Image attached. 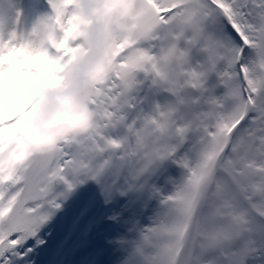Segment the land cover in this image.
I'll list each match as a JSON object with an SVG mask.
<instances>
[{"label":"snow or ice","instance_id":"snow-or-ice-1","mask_svg":"<svg viewBox=\"0 0 264 264\" xmlns=\"http://www.w3.org/2000/svg\"><path fill=\"white\" fill-rule=\"evenodd\" d=\"M44 3L29 22L0 0V264H35L56 186L82 177L157 201L123 264H264V0H134L123 28V4ZM109 35L82 97L92 130L37 154L22 130L50 122Z\"/></svg>","mask_w":264,"mask_h":264},{"label":"rangeland","instance_id":"rangeland-1","mask_svg":"<svg viewBox=\"0 0 264 264\" xmlns=\"http://www.w3.org/2000/svg\"><path fill=\"white\" fill-rule=\"evenodd\" d=\"M27 2L32 10L46 7L44 0ZM168 171L173 177L180 175L175 166ZM81 179L83 183L70 191L63 184L56 186L57 193H64L61 207L53 210L40 231L46 244L36 249L35 264H123L126 253L121 241L134 239L133 229L145 225L157 207L156 200L146 203L144 194L133 191L122 196L115 189L106 191L108 180ZM158 183L165 188L162 180Z\"/></svg>","mask_w":264,"mask_h":264},{"label":"clouds","instance_id":"clouds-1","mask_svg":"<svg viewBox=\"0 0 264 264\" xmlns=\"http://www.w3.org/2000/svg\"><path fill=\"white\" fill-rule=\"evenodd\" d=\"M110 2L127 6V10L119 14L117 21L118 27L123 28L134 8V0ZM117 39L114 35L106 37L107 45L95 54L88 67L79 71L76 86L65 94L67 98L59 102L58 110L41 131L34 132L27 128L22 130L26 142L34 152L41 155L54 154L66 139L92 130L95 113L82 97L88 87L102 82Z\"/></svg>","mask_w":264,"mask_h":264},{"label":"bare ground","instance_id":"bare-ground-1","mask_svg":"<svg viewBox=\"0 0 264 264\" xmlns=\"http://www.w3.org/2000/svg\"><path fill=\"white\" fill-rule=\"evenodd\" d=\"M19 4H20V6L23 8L25 20H26V21H29V22H31V20L35 17V15H36V13H37L38 11H43V10H44L43 8L40 9V7H37V6H34V7H33L34 9L32 10V9L29 7V4H28L27 0H20V3H19ZM35 10H36V12H35ZM120 204H121V202H119V205H120ZM120 206H121V205H120ZM153 213H154V211H153L152 213H149L145 225L149 224V222H150V217L153 216ZM99 222H100V221H99ZM143 226H144V225H143ZM84 244H85V245H88V242H85Z\"/></svg>","mask_w":264,"mask_h":264}]
</instances>
